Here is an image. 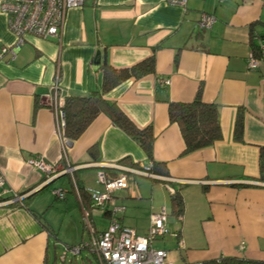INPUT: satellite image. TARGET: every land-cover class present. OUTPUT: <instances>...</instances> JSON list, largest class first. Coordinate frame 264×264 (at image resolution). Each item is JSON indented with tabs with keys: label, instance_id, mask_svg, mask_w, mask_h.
I'll return each mask as SVG.
<instances>
[{
	"label": "crops",
	"instance_id": "1",
	"mask_svg": "<svg viewBox=\"0 0 264 264\" xmlns=\"http://www.w3.org/2000/svg\"><path fill=\"white\" fill-rule=\"evenodd\" d=\"M203 13L215 19L209 29L198 26ZM256 33L264 35V0H188L186 7L165 0H85L83 6L67 11L59 38L28 36L14 59L10 54L1 57L0 264H58L61 259L55 251L60 235L40 207L38 197L44 190H50L47 203L53 196L54 201H63L66 213L84 215V230L92 226L99 232L109 226L108 210L101 211L88 199L84 207L72 178L85 189L101 190L99 172L120 174L122 170L109 165L131 166L146 162L148 156L105 112L78 139L62 138L56 111L66 97L102 93L104 60L122 69L153 54L154 73L129 78L103 94L137 127L151 126L153 161L167 171L157 177L140 175L157 184L149 194L148 181L138 180L143 178L134 176L138 174L128 176L127 187L115 194L116 204L124 207L118 220L146 234L153 213L169 206L173 215V189L184 200L182 216H175L176 244L182 242L179 262L202 264L221 256L264 260V181L260 180L264 60L256 69L248 68L252 44L259 42ZM15 42L0 10V47ZM160 79L169 83L160 84ZM200 84L203 101L218 107L222 137L209 147L183 154L180 129L169 120V102H191ZM239 110L244 116L242 141L234 137ZM39 155L59 174L49 176L27 164ZM66 167H74V172L62 173ZM62 178L59 189H54L64 191L65 197L59 198L48 187ZM66 181L69 187L62 184ZM22 201H27L26 207ZM128 207L135 214L144 211L145 222L128 218ZM95 217L106 219L102 229ZM81 234L78 244L87 241ZM158 241L166 240L154 244ZM88 252L86 259L100 264Z\"/></svg>",
	"mask_w": 264,
	"mask_h": 264
},
{
	"label": "built area",
	"instance_id": "2",
	"mask_svg": "<svg viewBox=\"0 0 264 264\" xmlns=\"http://www.w3.org/2000/svg\"><path fill=\"white\" fill-rule=\"evenodd\" d=\"M188 0H165L168 5L186 7ZM222 2L224 0H218ZM85 0H1L0 10L7 17L9 30L15 35L16 42L11 46L0 47V58L10 54L14 59L21 46L26 43L28 36L40 39L59 38L66 20L67 11L74 7L83 6ZM214 17L203 13L198 22L200 29H209ZM264 57L254 56L253 53L248 59V68L256 69ZM160 84H168L167 79H160ZM62 102L56 111L57 131L63 138L65 127V114L62 109ZM27 164L34 169L42 171L49 176L59 174L54 164L47 163L43 156L31 157ZM110 167L122 170L120 174L112 175L105 172L98 173V182L102 186L101 190H87L91 195L94 207L101 211L108 210L110 224L103 231H96L89 226V239L74 246L69 250L74 254H80L82 250L94 253L100 264H178L171 260L167 249L154 247V242L166 236L178 238L179 235L170 229L168 215L165 209L153 213L150 218L148 231L144 235L138 234L134 229L123 226L118 220V214L124 209L123 206L115 202L117 191L127 187L129 174L145 175L157 177L151 170L153 161L139 162L135 166L123 164H111ZM63 172L72 174L74 167H66ZM75 189L78 191L75 178H72ZM4 183V178L0 173V186ZM173 191V189H170ZM54 194L59 198H64L63 190H54ZM15 199L20 200L21 195L15 194ZM182 242H178L181 247ZM65 258H63L64 260ZM179 264H187L185 262Z\"/></svg>",
	"mask_w": 264,
	"mask_h": 264
},
{
	"label": "trees",
	"instance_id": "3",
	"mask_svg": "<svg viewBox=\"0 0 264 264\" xmlns=\"http://www.w3.org/2000/svg\"><path fill=\"white\" fill-rule=\"evenodd\" d=\"M255 36L258 38L259 42H254L252 44V53L259 58L264 57V35L256 33ZM177 60L178 55L176 56V61ZM101 68L103 70L102 93L96 92L90 96H69L65 98L62 105L65 114L63 137L71 141L78 139L95 117L99 113L105 112L118 127L122 128L128 135L139 142L146 152L148 159L153 161L152 155L155 136L151 126L145 128L137 127L115 103L106 101L103 98V94L109 92L129 78H140L146 74L154 73V54L131 67L122 69L114 68L107 60H104L101 64ZM202 96L203 87L202 84H200L191 102H169V120L171 123L177 124L180 129L185 144L183 154H189L199 149L209 147L222 137L218 107L214 103L203 101ZM243 131L244 116L243 111L239 110L234 123V137L237 141H242ZM260 159L262 160L260 166V180L264 181V148H261ZM135 165L136 164H131V166ZM161 166V163L153 161V168L151 171L155 174L167 175V171ZM75 181L78 192L82 198L83 206L87 207V201L85 200L88 199L93 202L91 195L78 183L77 178H75ZM22 202L26 207L27 201H25V203L24 201ZM171 210L172 214L176 217H181L184 211L183 196L175 190L171 192ZM45 228L47 229L46 225ZM67 248L71 249L73 246H67ZM202 264H264V260L239 258L236 256H221L205 260Z\"/></svg>",
	"mask_w": 264,
	"mask_h": 264
},
{
	"label": "rangeland",
	"instance_id": "4",
	"mask_svg": "<svg viewBox=\"0 0 264 264\" xmlns=\"http://www.w3.org/2000/svg\"><path fill=\"white\" fill-rule=\"evenodd\" d=\"M131 175L134 174H129V176L131 177ZM137 177H143L140 175H134ZM57 180L55 183H53L52 185H50L48 187L51 188V191H53L54 189H59L57 188V185H60V183H58L60 180ZM138 180H143L145 182H149V186L146 188L147 193L149 194L151 192V189H155L157 188V184H153L152 181L148 178V177H143L142 179H138ZM62 184H64L65 186L69 187V183L66 181L65 183L63 182ZM164 194L167 196V198L169 199V194L166 191V189H163ZM54 193V191H53ZM50 194V190L42 192L41 195H39L38 198H40V200H42V204L40 203V207L43 208V211H45L46 215V219H48L51 223L54 224L56 231L59 233L60 235V239L61 241H58V246L56 248V252L58 257L61 259H59L58 264H96L94 260L92 261H88V259H86V255L90 256V253L87 250H83L80 254H74L70 251L66 252V245L65 243L68 242L67 245H74V246H78L79 242L82 240V232H83V240H88L89 239V234L88 231L84 230L85 227V217L83 215L78 217L75 216L73 213H66L64 207L61 206V203L63 202L62 200H57L54 201V197L52 196L51 201L50 202H46L45 199L47 198V196H49ZM38 196V195H37ZM158 199L161 198V194L157 193L156 196ZM73 198V197H72ZM126 200V201H125ZM125 202H131V199H124ZM45 203V204H43ZM31 204V203H30ZM142 206V204H141ZM132 208L128 207L127 208V215L126 216H131L128 218H131V220H134L133 218H137L138 217V221L141 223L145 222V216L144 215V211H138V214L133 213V210H131ZM142 209V208H141ZM132 211V212H131ZM124 212V211H122ZM167 215H168V221L170 222V228L175 231V225L177 223V220L175 218V216L171 215L169 213V206L167 207ZM121 214V213H120ZM96 226L98 227V229H102L105 224H106V219L104 217H95L94 218ZM174 223V224H171ZM166 241H158L157 243L154 244V247H160V248H165L168 250L169 255L171 257V260L174 261L175 263H181L179 262L181 260L180 258V248L178 247V245L176 244V238H172L169 236H166L164 238ZM76 241V243L74 242ZM73 246V247H74ZM67 254L65 260L63 261L62 257L63 254ZM53 256V249L51 247L50 249V257L52 258ZM192 264H198V263H192Z\"/></svg>",
	"mask_w": 264,
	"mask_h": 264
},
{
	"label": "water",
	"instance_id": "5",
	"mask_svg": "<svg viewBox=\"0 0 264 264\" xmlns=\"http://www.w3.org/2000/svg\"><path fill=\"white\" fill-rule=\"evenodd\" d=\"M97 54H99V52H97ZM97 62H99V60H97ZM71 143V142H70Z\"/></svg>",
	"mask_w": 264,
	"mask_h": 264
}]
</instances>
